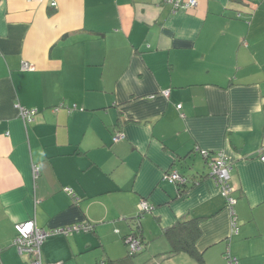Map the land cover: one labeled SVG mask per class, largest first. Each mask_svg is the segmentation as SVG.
Returning a JSON list of instances; mask_svg holds the SVG:
<instances>
[{
  "label": "crops",
  "instance_id": "0c3cea01",
  "mask_svg": "<svg viewBox=\"0 0 264 264\" xmlns=\"http://www.w3.org/2000/svg\"><path fill=\"white\" fill-rule=\"evenodd\" d=\"M262 156L264 0H0L2 264L33 259L14 244L27 219L88 228L47 235L44 262L121 257L140 211L149 242L199 216L202 264H264Z\"/></svg>",
  "mask_w": 264,
  "mask_h": 264
},
{
  "label": "trees",
  "instance_id": "16d2710c",
  "mask_svg": "<svg viewBox=\"0 0 264 264\" xmlns=\"http://www.w3.org/2000/svg\"><path fill=\"white\" fill-rule=\"evenodd\" d=\"M208 156L213 157L211 153H208ZM183 177L185 178L184 181H176L179 184L178 185L179 194L185 191L189 186L188 177L186 175H183ZM192 182L194 181L192 180ZM71 191L73 193L72 189ZM143 212L144 211H140L137 214L133 216H128L126 218L129 221L132 228V231L127 232L124 235V240L128 245V252L125 255L117 258L107 257L104 260L97 261L95 264H140L135 262L134 256L140 251H142L143 248L149 242V239L146 238L145 234L143 233V226H142V216L144 214ZM201 223H202V218L199 216H185L177 219L175 222H173L168 226H164L162 228L161 233L168 239L170 243L169 249L165 250V252L169 255H174L181 251H185L190 256L196 259V264H202L205 261L204 254L197 247V240L202 233ZM73 225L75 224L68 226L66 225L63 227L50 228V230L52 231L49 234L59 233V232L68 234L71 231H79L85 228V227L83 228L84 224H76V227H73ZM86 225H88L89 228L91 226L90 222H87ZM68 227L69 229L66 230ZM91 230H94V226L93 227L91 226ZM134 239L138 241L139 247L132 249L131 241ZM41 252H42V245H41ZM53 262H59V261H50L49 263H53Z\"/></svg>",
  "mask_w": 264,
  "mask_h": 264
},
{
  "label": "built area",
  "instance_id": "2783aa9c",
  "mask_svg": "<svg viewBox=\"0 0 264 264\" xmlns=\"http://www.w3.org/2000/svg\"><path fill=\"white\" fill-rule=\"evenodd\" d=\"M175 6H191L196 4V0H189L188 2H182L181 0H173ZM52 5H56V1L52 2ZM30 64L24 63V67H28ZM37 112L36 108H25L21 107V115L27 120L31 121L34 119V114ZM116 135L114 138H117ZM264 158V156H262ZM211 174L215 181L222 186L224 194L228 199V203L230 206L235 204L236 198L231 193L235 190V187L231 185L230 176L232 170V163L228 160L223 152H218L213 156L210 162ZM38 171V167L34 166V172ZM166 177L170 181H184L185 178L177 171H173L166 175ZM148 205L145 200L140 202V209L147 208ZM236 218H234L235 223ZM76 227V224L73 225ZM15 228L17 234L14 238V244L16 245L18 252L20 254H32L33 259L29 262V264H64L62 261L59 262H44L42 260V252L41 245L46 238V236L52 231L50 229H45L36 224L34 219H27L24 221H20L15 223ZM63 229V228H61ZM69 227L66 229L68 230ZM132 249L139 247L138 241L136 239L131 241ZM0 264H2L0 258Z\"/></svg>",
  "mask_w": 264,
  "mask_h": 264
},
{
  "label": "rangeland",
  "instance_id": "374dc122",
  "mask_svg": "<svg viewBox=\"0 0 264 264\" xmlns=\"http://www.w3.org/2000/svg\"><path fill=\"white\" fill-rule=\"evenodd\" d=\"M169 241L165 237L160 241L149 242L142 251L134 256L135 262L140 264H196V261L186 252L169 255Z\"/></svg>",
  "mask_w": 264,
  "mask_h": 264
},
{
  "label": "water",
  "instance_id": "95a60500",
  "mask_svg": "<svg viewBox=\"0 0 264 264\" xmlns=\"http://www.w3.org/2000/svg\"><path fill=\"white\" fill-rule=\"evenodd\" d=\"M182 157H184V156H182ZM182 159V158H181Z\"/></svg>",
  "mask_w": 264,
  "mask_h": 264
}]
</instances>
